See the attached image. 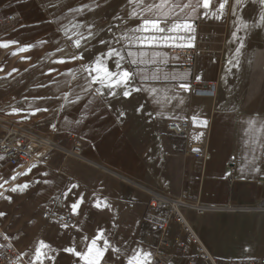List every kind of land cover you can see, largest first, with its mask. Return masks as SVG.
Segmentation results:
<instances>
[{"label": "crops", "instance_id": "obj_1", "mask_svg": "<svg viewBox=\"0 0 264 264\" xmlns=\"http://www.w3.org/2000/svg\"><path fill=\"white\" fill-rule=\"evenodd\" d=\"M230 1L211 0L205 9L202 0L200 7L197 0H170V6L179 7L168 24L188 22L194 27L170 33L177 37L166 42L171 46H141L129 39L153 35L133 29L143 19L153 18L154 13L145 6L159 0H144L143 4L129 0H45L48 10L42 9L38 16L43 19L42 27L53 24L56 30L67 32V45L79 41L81 60L95 56V67L100 61L113 73L122 69L132 73L124 89L121 85L109 90L98 86L92 91L83 89L84 83L93 81L97 73L80 75V88L67 92V113L76 114L69 128L74 141L67 146L78 141L82 159L69 156L61 160L53 154L46 161L57 174L67 175L60 190L67 193L71 212L72 205L79 204L73 212L78 221L87 217L86 210L95 209L119 236L126 231L131 241L142 225V234L150 242L144 253L150 258L160 234L151 221L142 219L148 192L202 208L201 215L191 210L184 215L217 260L264 259V213L253 208L264 200V187L256 184L264 176V106L243 101L250 97V90L236 84L239 73L233 59L229 58L228 78L224 54L203 53L181 68L182 58L171 52L215 40ZM189 2L192 6L181 12L180 7ZM221 3H225L223 9ZM210 48L215 51L217 46ZM110 51L119 55L109 57ZM181 84L190 87L186 90ZM210 85L216 87L213 97L190 94L192 87ZM125 91L130 95L125 97ZM257 96L256 92L253 97ZM73 100L76 110L72 109ZM170 122H186L189 129L184 136L170 134L166 129ZM228 177L232 183L227 182ZM166 214L164 208H156L151 216L157 224ZM177 234L178 229L171 224L167 239L172 242ZM129 247L123 238L114 243L119 250L114 255L127 258L126 264L132 257ZM161 258L165 264H186L171 250Z\"/></svg>", "mask_w": 264, "mask_h": 264}, {"label": "rangeland", "instance_id": "obj_2", "mask_svg": "<svg viewBox=\"0 0 264 264\" xmlns=\"http://www.w3.org/2000/svg\"><path fill=\"white\" fill-rule=\"evenodd\" d=\"M43 1L45 0H0V43L10 45L0 48V117L50 138L62 149L51 150L46 156L35 158L23 168L4 172L0 180L3 185L0 187V213H3L0 215V232L8 244L23 253L27 264H39L35 260V250L41 241L50 246L44 251L51 257L44 259L43 264H83L64 249L86 251L91 240L103 233L98 247L104 248V240L109 247L100 264H126L127 258L114 255V243L123 238L130 246L128 250L132 257L138 252L143 254L150 242L142 234V225L135 233V241H131L126 231L124 236H119L117 229L108 225L101 217V212L95 209L86 210L87 217L81 218L71 228L41 219V214L51 208L57 195H64L67 201V193L60 190V186L67 181V175L57 174L46 159L48 155L54 154L62 160L67 158V150L76 148L80 151L78 141H75L73 147L67 146L70 140L74 141L69 135V128L76 116L74 112L67 113V92L80 88V75H96L97 72L91 70L96 68L95 61L98 59L93 56L81 60L80 44L78 47L75 44L67 45V32L56 30L53 24L42 27L43 19L38 16L43 14L42 9L48 10V4ZM33 11L35 15L31 17ZM9 15L13 16L11 23L4 20ZM262 16L264 6L259 4V0H242L240 4L231 0L223 12L216 39L210 41L216 42L217 56L224 54L227 77L229 58L237 63L239 74L236 84L238 87L242 86V89L250 90V97L243 101H249L250 104L257 102L264 106V60L259 59L264 57ZM21 48L27 50L20 51ZM237 49H240L239 53ZM226 82L229 86V79ZM84 86L83 89L88 91L96 90L98 86L110 89L93 81L85 82ZM125 86L121 85L120 88L124 89ZM256 92L258 96L253 97ZM74 101L72 109L76 110ZM13 177L16 178L12 179ZM24 184L28 187L21 190L20 186ZM12 188L18 190L13 192ZM148 193L149 203L155 193ZM145 208L142 219L151 221L156 226V218L151 216L152 210L156 208L149 204Z\"/></svg>", "mask_w": 264, "mask_h": 264}, {"label": "built area", "instance_id": "obj_3", "mask_svg": "<svg viewBox=\"0 0 264 264\" xmlns=\"http://www.w3.org/2000/svg\"><path fill=\"white\" fill-rule=\"evenodd\" d=\"M5 22L11 23L13 16L5 17ZM0 19V24H1ZM216 42L200 41L193 49H180L171 51L182 58L181 68L188 67L198 55L203 53H215L210 47ZM216 87L214 85L192 87V96L213 97ZM0 125V180L8 169H20L25 167L32 160L34 152L39 147L51 148L56 144L48 137L41 136L21 124L5 119ZM167 132L176 136H184L189 126L186 122H170L167 125ZM50 150V149H49ZM81 158V153L76 148L68 151L67 157ZM234 159H230L232 165ZM228 183H232V177L227 178ZM256 184L264 187V176L260 177ZM149 206L152 208H164L167 212L165 217L158 219L156 229L160 234V239L150 264H165L161 258L166 250H171L173 255L181 259L186 264H264V259L236 260L222 262L217 260L206 248L200 237L187 221L184 212L194 211L197 215L203 214L204 210L197 206L185 205L181 201H175L158 194L151 196ZM264 213V200L253 207ZM43 221H52L68 228L73 227L77 222V216L71 212L66 203L64 195L59 194L54 198L49 210L41 214ZM173 224L178 229V234L172 242L167 239L168 229ZM0 264H27L23 253L12 245L8 244L0 232Z\"/></svg>", "mask_w": 264, "mask_h": 264}, {"label": "snow or ice", "instance_id": "obj_4", "mask_svg": "<svg viewBox=\"0 0 264 264\" xmlns=\"http://www.w3.org/2000/svg\"><path fill=\"white\" fill-rule=\"evenodd\" d=\"M130 3H138L143 4L144 0H129ZM237 4H240L242 0H236ZM211 3V0H202V7L207 9L209 8ZM226 3V0H225ZM225 3L220 4V8L223 9L225 7ZM259 4L264 6V0H259ZM191 2L188 4L183 5V7H180V11L182 12L184 8L191 7ZM201 6V0H197V7ZM179 7L178 5H171L170 6V0H159V3H152L145 6V10L148 12H153V18L143 19L141 25H139L137 28L133 29V32L137 33H148L151 32L153 35L150 36H136V37H130V40L138 41L141 46H171L168 45L166 42L172 41L177 39V37L169 35L170 33L176 32L177 30H194V27L191 23L184 22H173L171 25L168 24V20L171 18L172 15L177 14L175 13V8ZM195 8L193 9V12H195ZM133 15H136L134 12ZM262 20H264V16L261 17ZM164 25V26H162ZM10 45L8 43H0V48H7ZM79 46V41H77V47ZM180 46V45H177ZM241 47H243V44H241ZM27 49L21 48L20 51H26ZM237 53H239L240 49L236 50ZM16 53H13L15 55ZM119 55L118 53L109 52L108 56L111 57L112 55ZM131 56L132 53H129ZM143 55V54H142ZM82 59V57H80ZM123 59V57H121ZM60 63H63L64 61H58ZM137 61L133 60L131 63L136 64ZM231 63V61H230ZM117 68H120V64L117 63ZM2 70V69H0ZM91 71L97 72L96 78L93 80V82H99L101 84H104L105 86L109 88H114L120 85H126L130 77L132 76V73L126 70H121L119 73H113L107 69L106 66H104L100 61H97L96 68L92 69ZM199 79V77H197ZM181 88L188 89L190 86L187 84H181ZM112 95H115V92H112ZM130 93L128 91L124 92V96H129ZM195 121V117L193 118ZM255 122H250V124H254ZM264 130V129H262ZM2 159V157H0ZM34 167V165H33ZM16 177H13L12 179H15ZM0 187H3L2 184H0ZM28 185L24 184L20 186V189L27 188ZM73 188L76 187V185L72 186ZM17 188H12L11 191L15 192L17 191ZM2 195V193H0ZM66 195V194H65ZM82 202V201H81ZM97 207H100V203L98 202ZM107 206L106 204L104 205ZM79 207L78 203H74L72 205L73 212L76 211V209ZM0 215H3V213H0ZM66 227V226H65ZM103 239V233L98 234L94 239L91 240L90 244H88L86 251H77L75 248H67L64 249V251L69 252L76 256L78 260L82 261L83 264H100L101 259L103 258L105 251L109 247L108 242L104 240V248L101 249L98 247V241H101ZM50 246L43 241L40 242L39 247L35 250V260L39 262V264H43L44 259H51V257L47 256V252L44 251L45 249H49ZM113 251H119L118 249H113ZM128 264H150V254L149 253H136L129 261Z\"/></svg>", "mask_w": 264, "mask_h": 264}, {"label": "bare ground", "instance_id": "obj_5", "mask_svg": "<svg viewBox=\"0 0 264 264\" xmlns=\"http://www.w3.org/2000/svg\"><path fill=\"white\" fill-rule=\"evenodd\" d=\"M259 59H260V61H262V60H264V57L261 56ZM25 81H26V80H25ZM22 82H23V81H22ZM2 121H5V119L0 117V125L3 124ZM49 149H50V150H49ZM49 149L46 148V147H39V149H38L36 152H34L33 158H32V160L29 161L28 164H30L31 162H33L35 158H38V157H40V156H44V155L46 156L51 150L59 151V150H61L62 148H61V147H58V146H53V147H51V148H49ZM28 164H27V165H28Z\"/></svg>", "mask_w": 264, "mask_h": 264}]
</instances>
